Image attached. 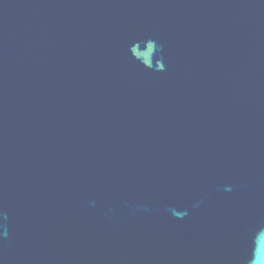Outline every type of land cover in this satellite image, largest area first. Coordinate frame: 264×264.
<instances>
[{"label": "water", "instance_id": "obj_1", "mask_svg": "<svg viewBox=\"0 0 264 264\" xmlns=\"http://www.w3.org/2000/svg\"><path fill=\"white\" fill-rule=\"evenodd\" d=\"M0 264H264V0H0Z\"/></svg>", "mask_w": 264, "mask_h": 264}]
</instances>
